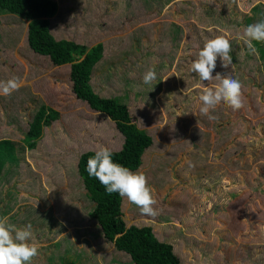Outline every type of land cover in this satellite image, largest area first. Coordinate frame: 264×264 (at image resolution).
I'll return each mask as SVG.
<instances>
[{
    "label": "rangeland",
    "instance_id": "374dc122",
    "mask_svg": "<svg viewBox=\"0 0 264 264\" xmlns=\"http://www.w3.org/2000/svg\"><path fill=\"white\" fill-rule=\"evenodd\" d=\"M54 1L52 36L88 49L102 44L93 91L125 105L152 139L137 171L158 215L142 216L122 198L125 226L150 227L181 264H264V44L251 54L241 39L264 20V0ZM25 26L0 10V81L23 84L0 96V217L32 225L40 245L33 264H133L103 239L77 172L81 155L119 152L123 138L75 98L69 65L54 67L28 48ZM219 35L229 39L232 66L222 69L218 59L214 79L201 83L190 65ZM149 69L157 72L151 86L142 83ZM224 73L240 81L242 106L220 105L210 120L198 97ZM42 106L59 117L27 150L25 133Z\"/></svg>",
    "mask_w": 264,
    "mask_h": 264
},
{
    "label": "trees",
    "instance_id": "16d2710c",
    "mask_svg": "<svg viewBox=\"0 0 264 264\" xmlns=\"http://www.w3.org/2000/svg\"><path fill=\"white\" fill-rule=\"evenodd\" d=\"M0 10L27 22V45L34 54L47 57L54 67L70 66L69 79L75 98L90 110L105 115L123 138L122 149L113 152L114 161L137 171L142 155L152 145V139L133 123L125 105L110 98H101L93 91L91 77L103 58L102 44L88 49L72 41L56 40L50 31V20L58 12L54 0H0ZM58 117L53 109L40 107L25 133V148L36 149L44 128L50 127ZM93 154L87 152L80 156L77 172L88 200L95 205L90 217L97 222L103 239L113 246L116 253L129 256L133 264H181L172 246L158 241L150 227L125 226L122 198L115 193L107 194L103 186L85 172L87 159ZM0 158L4 159V156L0 154ZM64 255L67 261L69 255Z\"/></svg>",
    "mask_w": 264,
    "mask_h": 264
},
{
    "label": "clouds",
    "instance_id": "9594fccd",
    "mask_svg": "<svg viewBox=\"0 0 264 264\" xmlns=\"http://www.w3.org/2000/svg\"><path fill=\"white\" fill-rule=\"evenodd\" d=\"M241 39L247 51L255 54L256 44H264V20L246 26ZM230 50L229 39L224 35L208 40L192 61L189 71L196 74L201 83L213 80L218 59L222 69L231 68L233 62L229 55ZM215 76L219 78L221 74L217 73ZM156 80L155 69H149L142 77L144 85L151 86ZM22 86V82L15 77L0 81V96H10ZM198 100L200 115L210 120L214 118L211 113L220 105L238 110L242 106L241 83L224 73L219 85L206 87ZM85 172L89 178L96 179L107 194L115 193L121 198H126L128 203L138 208L142 216L158 215V211L153 207L156 201L145 174L133 172L114 161L110 148L101 147L96 150L87 159ZM32 241L31 224L18 228L10 224L6 217H0V264H33V259L39 255L40 245Z\"/></svg>",
    "mask_w": 264,
    "mask_h": 264
},
{
    "label": "crops",
    "instance_id": "0c3cea01",
    "mask_svg": "<svg viewBox=\"0 0 264 264\" xmlns=\"http://www.w3.org/2000/svg\"><path fill=\"white\" fill-rule=\"evenodd\" d=\"M26 27V31H25V37H26V34H27V26H25Z\"/></svg>",
    "mask_w": 264,
    "mask_h": 264
}]
</instances>
